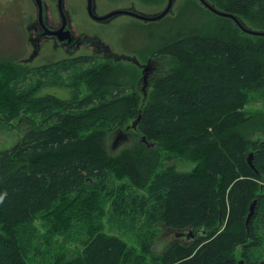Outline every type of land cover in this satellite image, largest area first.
I'll return each mask as SVG.
<instances>
[{
  "label": "trees",
  "instance_id": "1",
  "mask_svg": "<svg viewBox=\"0 0 264 264\" xmlns=\"http://www.w3.org/2000/svg\"><path fill=\"white\" fill-rule=\"evenodd\" d=\"M209 1L242 18L264 6ZM256 21L264 27L247 22ZM257 37L251 44L248 36L209 40L199 29L177 30L159 45L145 97L110 58L85 74V87L71 75L67 97L40 92L41 84L11 87L14 66L0 64V122L20 107L40 118L17 148L0 150V264H260L264 127L244 110L247 88H264V36ZM71 61L85 66L90 58ZM138 115L134 142L110 153V132ZM174 160L195 166L180 171ZM106 206L119 233L94 229ZM160 226L193 235L156 252ZM74 230L85 237L81 249L70 248Z\"/></svg>",
  "mask_w": 264,
  "mask_h": 264
},
{
  "label": "rangeland",
  "instance_id": "2",
  "mask_svg": "<svg viewBox=\"0 0 264 264\" xmlns=\"http://www.w3.org/2000/svg\"><path fill=\"white\" fill-rule=\"evenodd\" d=\"M46 2L51 17L53 16L55 20H58L57 0H46ZM64 2L76 31L85 30L90 34H96L104 44L108 45L120 56L134 57L136 59L139 64L127 59L116 60V62H121L123 66L121 72L128 71L130 73V77H127V80H130L129 84L138 92H141L140 87L142 84L139 81L142 76L140 65L144 62L146 63L148 57L154 59L155 57H160L157 54L159 45L163 40L170 38L177 30L199 29V35L209 40L233 41L236 37L244 38L248 36V41L251 44L258 41L257 36L243 34L232 22L233 20L230 22L228 21L230 19L213 14L203 7L198 0H175L172 10L159 20L144 21L129 16H118L106 23H98L88 16L86 0H65ZM95 2L96 11L100 14L120 6H133L138 11L153 14L163 9L167 0H95ZM2 9H5L6 13L0 17V64L14 66L12 68L14 71L10 73L7 80L11 87H23L24 89L41 84L40 92L44 91L59 97H67L69 90L64 83L70 80L71 75L76 77L81 87H85V74L90 69H94L99 63L109 64V62H106L108 61L107 58L103 57L102 52L96 55L91 53L90 49L82 47L75 53L70 54L60 46L54 45L51 41L42 47L41 52L34 60L26 61L24 58L28 56L30 50L27 49L30 33V30L27 31V26L34 22L36 16V8L33 1L0 0V11ZM242 19L246 20V22L248 20H263L264 22V6L251 9ZM247 23L256 29L264 28L258 21L251 24ZM136 44H139L144 50L140 48L131 50L129 48V46H135ZM82 55H89L90 61L88 65L80 66L71 61L72 56ZM117 64L119 65V63ZM49 69L51 71L48 72ZM2 77H5V75L0 67V79ZM151 82L148 91L152 88ZM244 110L254 115L255 120L261 122L263 124L262 127H264V88L259 90L247 88ZM13 113H10V118L5 117L4 121L0 122V150L17 148V145L23 139L24 133L40 123L38 114L32 108L25 109L20 107L17 112L13 111ZM132 122L133 120H128L121 128L110 132L107 139V149L110 153L118 154L122 149L134 142L137 129H135L136 126L132 127ZM126 127L128 128L126 129ZM117 130L119 132L115 136ZM259 136H263V134L261 132L252 133V139H256ZM144 142L149 148L156 146V143L153 144L145 140ZM173 163L180 171L184 172L192 170L195 166V163H187L182 160H174ZM90 183L92 184L93 182ZM117 183L119 182H115V184ZM74 205L80 208L90 207L87 203L79 204L75 199ZM105 210L106 213L102 217V224L97 225L94 229H100L102 232L108 233H119L117 225L109 218L107 206ZM224 223L225 221H222L220 225L218 224L219 230ZM159 228L157 238L153 243V249L156 252L163 251L172 242L173 238H178L179 241L183 242L191 238L189 235H184L187 232L186 230L171 229L163 226ZM260 228L261 225L257 227V230L259 231ZM71 239L70 248L72 250L83 248L85 237H79L74 230L72 231ZM124 239L130 244L127 238ZM237 262L238 264H243L244 259L240 258Z\"/></svg>",
  "mask_w": 264,
  "mask_h": 264
},
{
  "label": "flooded vegetation",
  "instance_id": "3",
  "mask_svg": "<svg viewBox=\"0 0 264 264\" xmlns=\"http://www.w3.org/2000/svg\"><path fill=\"white\" fill-rule=\"evenodd\" d=\"M65 0H62L61 5H58V1L56 3V10L58 14V20H55V18L50 15V11L48 9V4L46 0H43L40 7H37V5L33 2L35 8H36V16L34 18V22L31 24H28L27 31L30 30L29 37H28V46L27 49L29 50L28 56L24 58L26 61H32L34 60L39 53L42 50V47L46 44H49V41H51L54 45L60 46L63 50H65L67 53L73 54L78 49L84 47L87 49H90L91 53L93 54H100L102 52V55L104 58H110L113 60H120L121 57L119 54L114 52L108 45L104 44L96 34H90L86 32L85 30L76 31L72 20L70 17V13L68 9L65 8L64 2ZM94 3V8H92V11L98 15H105L108 16L114 12V10L118 8H124V6L120 7H114L110 9L108 12L104 14H100L96 11V2L95 0H92ZM129 7V6H127ZM133 7V6H130ZM86 11L88 16L90 17L88 13V0H86ZM6 13L5 9H2L0 11V17ZM111 17H107L104 20H96L94 18H91L92 20L98 22V23H106L110 20L114 19L118 16H129L131 18L137 19L130 15L125 14H119V15H110ZM140 20V19H137ZM76 31V32H75ZM131 50L134 48H140L141 50H144L139 44H136L135 46H129ZM149 50V49H148ZM145 50V51H148ZM89 58V55H82ZM73 58L77 56H72ZM72 58V59H73ZM134 58V57H133ZM151 59V64L149 67V70L147 71V77L144 78L145 81H141V87L140 91L145 96L147 95L148 88L150 87V81L151 78L149 76L151 70L155 71V60L154 58H147V61ZM146 61V62H147ZM142 63L140 65L141 71H142ZM119 132V130H118ZM117 132V134H118ZM186 236H191L193 233L187 234L185 232ZM178 240V238H173L171 241Z\"/></svg>",
  "mask_w": 264,
  "mask_h": 264
},
{
  "label": "water",
  "instance_id": "4",
  "mask_svg": "<svg viewBox=\"0 0 264 264\" xmlns=\"http://www.w3.org/2000/svg\"><path fill=\"white\" fill-rule=\"evenodd\" d=\"M32 1L37 5V7H40L42 2H43V0H32ZM57 1H58V5L60 6L62 0H57ZM174 1L175 0H167V3L164 6V8L161 9L159 12H156L153 14H147V13L138 11L134 7H124V8H118V9L114 10V12L110 15L125 14V15H130V16H133L137 19L144 20V21L159 20L160 18H162L163 16H165L166 14H168L172 10ZM198 1L203 7L208 9L213 14L233 20V22L236 24V26H238L240 28V30L242 32L253 35V36H264V29H256V28H253V27L246 25L239 15L232 13V12H229V11H226L225 9L219 8V7L215 6L209 0H198ZM92 8H94V3L92 0H88V10H89L88 13H89L91 18H94L96 20H104V18L106 19L107 17H111L110 15H108V16L98 15L92 11ZM120 59H127V60H131L135 63H138L136 61V59L133 57H121ZM150 64H151V59L148 60L144 65H142V76H141L139 81H145L144 78H146L148 75L147 71L149 70ZM139 117L140 116L138 115L136 118V121L132 122V124H131L132 127L136 126V122L138 121ZM127 128L128 127H126V129ZM143 140H144V138H143ZM252 156H253V152H249V154L247 156V160H248L249 164L253 167ZM255 203H256V199H254L249 206V212H248L246 219H245V225H246L247 229H248V222H249L251 215L253 214V211H254ZM221 223H222V220L219 219L218 224L220 225ZM260 264H264V258L260 260Z\"/></svg>",
  "mask_w": 264,
  "mask_h": 264
}]
</instances>
